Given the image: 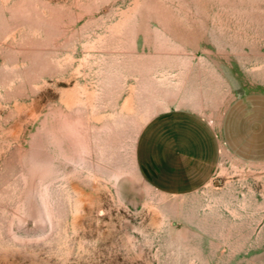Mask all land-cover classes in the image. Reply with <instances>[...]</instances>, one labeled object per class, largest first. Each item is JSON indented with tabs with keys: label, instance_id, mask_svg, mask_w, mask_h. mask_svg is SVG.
Instances as JSON below:
<instances>
[{
	"label": "rangeland",
	"instance_id": "1",
	"mask_svg": "<svg viewBox=\"0 0 264 264\" xmlns=\"http://www.w3.org/2000/svg\"><path fill=\"white\" fill-rule=\"evenodd\" d=\"M264 95V0H0V264H264V158L221 144L158 191L144 127Z\"/></svg>",
	"mask_w": 264,
	"mask_h": 264
},
{
	"label": "crops",
	"instance_id": "2",
	"mask_svg": "<svg viewBox=\"0 0 264 264\" xmlns=\"http://www.w3.org/2000/svg\"><path fill=\"white\" fill-rule=\"evenodd\" d=\"M222 143L239 157L264 158V95L232 103L217 129L190 112L153 119L139 139L137 164L158 191L186 194L213 178Z\"/></svg>",
	"mask_w": 264,
	"mask_h": 264
}]
</instances>
